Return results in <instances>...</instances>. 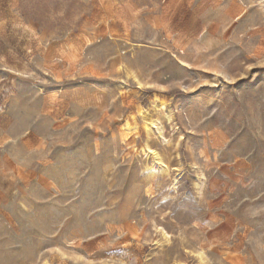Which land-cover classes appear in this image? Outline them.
I'll return each mask as SVG.
<instances>
[{"label":"rangeland","instance_id":"374dc122","mask_svg":"<svg viewBox=\"0 0 264 264\" xmlns=\"http://www.w3.org/2000/svg\"><path fill=\"white\" fill-rule=\"evenodd\" d=\"M0 264H264V0H0Z\"/></svg>","mask_w":264,"mask_h":264},{"label":"bare ground","instance_id":"6f19581e","mask_svg":"<svg viewBox=\"0 0 264 264\" xmlns=\"http://www.w3.org/2000/svg\"><path fill=\"white\" fill-rule=\"evenodd\" d=\"M164 236H166V233H164Z\"/></svg>","mask_w":264,"mask_h":264}]
</instances>
